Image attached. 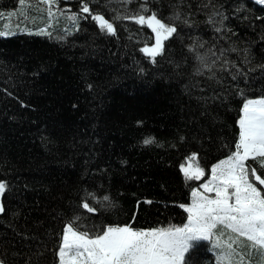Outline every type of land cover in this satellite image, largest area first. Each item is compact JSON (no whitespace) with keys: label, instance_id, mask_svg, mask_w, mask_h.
Listing matches in <instances>:
<instances>
[{"label":"trees","instance_id":"obj_1","mask_svg":"<svg viewBox=\"0 0 264 264\" xmlns=\"http://www.w3.org/2000/svg\"><path fill=\"white\" fill-rule=\"evenodd\" d=\"M87 2L113 22L114 33L101 30L81 0H0L4 264H59L63 228L77 215L89 226L83 231L107 224L181 225L187 211L180 205L190 203L191 188L235 150L244 100L264 96L259 1ZM140 4L178 26L155 57L142 50L155 42L152 30L120 15ZM189 44L201 53L212 49L216 65L195 71L200 62ZM193 151L205 176L186 182L179 165ZM85 190L107 195V206L87 197L99 210L84 209ZM242 240L240 250L254 264L256 250L264 260V249ZM185 256L188 264H220L211 240Z\"/></svg>","mask_w":264,"mask_h":264},{"label":"snow or ice","instance_id":"obj_2","mask_svg":"<svg viewBox=\"0 0 264 264\" xmlns=\"http://www.w3.org/2000/svg\"><path fill=\"white\" fill-rule=\"evenodd\" d=\"M45 2L51 5L52 0ZM259 3L264 4V0H259ZM81 5L83 12H92L87 0H81ZM146 9V4H140L126 15H120L152 30L155 42L145 43L142 50L155 57L164 50V41L178 31V26L160 18L155 10L146 13ZM170 15L180 18L179 12ZM92 16L101 30L106 29L109 33L116 31L113 22L105 15L92 12ZM185 22L192 23L191 20ZM220 23L223 24V18ZM188 47L200 62L195 71L211 69L216 65V60L212 59L216 54L212 49L201 53L195 44ZM227 63L225 61L219 67L223 69ZM211 75L215 77L216 73ZM240 112L235 150L211 164V174L207 179L191 188V203L180 205L187 211L186 223L153 228H134L127 223L92 225L89 231H83L82 227L89 226L81 225L82 216L77 215L63 228L58 248L59 264H188L185 254H190V249L203 239L224 248L221 256L231 264L234 249L223 239V232L218 231L220 228L229 232L231 241L239 242L241 237H246L249 247L264 249V190L256 183L264 185V175L255 166L258 162L260 169L264 170V96L245 99ZM150 141L151 138H146L144 143ZM185 160L187 163L182 162L179 167L186 182L199 181L205 176V168L201 166L197 152H191ZM5 189L6 182L0 180V193ZM85 197L82 206L93 213L99 209L90 204L87 197H92L103 206H107L104 202L110 199L107 195L96 197L87 190ZM4 210V205L0 203V212ZM0 264L4 261L0 260Z\"/></svg>","mask_w":264,"mask_h":264},{"label":"rangeland","instance_id":"obj_3","mask_svg":"<svg viewBox=\"0 0 264 264\" xmlns=\"http://www.w3.org/2000/svg\"><path fill=\"white\" fill-rule=\"evenodd\" d=\"M257 1H259V0H257ZM9 29V26H7V27H5V28H3V29H1V31H4L3 33H7V32H9L10 30H8ZM260 97V96H259ZM223 159V158H222ZM210 174H211V170H210ZM209 174V175H210ZM207 179V178H206ZM203 183V182H202ZM213 195H214V193H212ZM190 203H191V200H190ZM187 222V218H186V220L182 223V224H184V223H186ZM181 224V225H182ZM218 231H221V232H223V239L225 240V241H228L229 243H231L232 244V248L234 249V251H233V254H232V258H231V264H254V259L252 260V259H249L246 255H245V253H244V251L246 252V250L243 248V250L244 251H241L240 249L242 248V244H243V240H242V238L243 237H241L240 238V241L239 242H234V241H231L230 239H229V232L228 231H225L223 228H220ZM244 239H246V237H244ZM212 242V241H211ZM212 251H213V253H214V255H215V258H216V260L220 263V264H229V261L228 260H226V259H224V258H222V256H221V253H223L224 251H225V249L224 248H222V247H220L219 245H216V244H214L213 242H212ZM254 250H251V252H253ZM256 252V256H257V258H258V260H259V263L258 264H264V260H261L260 259V257L259 256H261L260 254L262 253V251H260V250H256L255 251ZM254 253V252H253ZM58 257H59V255H58ZM263 257V256H262ZM261 257V258H262ZM262 261H263V263H262ZM261 262V263H260ZM255 264H257V263H255Z\"/></svg>","mask_w":264,"mask_h":264}]
</instances>
